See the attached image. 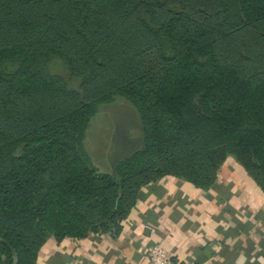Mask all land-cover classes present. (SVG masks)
Instances as JSON below:
<instances>
[{"label": "trees", "instance_id": "trees-1", "mask_svg": "<svg viewBox=\"0 0 264 264\" xmlns=\"http://www.w3.org/2000/svg\"><path fill=\"white\" fill-rule=\"evenodd\" d=\"M117 97L142 145L100 172L85 131ZM229 156L264 193V0H0V264L115 238L147 184L207 189Z\"/></svg>", "mask_w": 264, "mask_h": 264}, {"label": "crops", "instance_id": "crops-1", "mask_svg": "<svg viewBox=\"0 0 264 264\" xmlns=\"http://www.w3.org/2000/svg\"><path fill=\"white\" fill-rule=\"evenodd\" d=\"M155 243L169 264H264V193L229 156L209 188L172 176L151 182L117 237L51 236L36 264H146Z\"/></svg>", "mask_w": 264, "mask_h": 264}, {"label": "rangeland", "instance_id": "rangeland-1", "mask_svg": "<svg viewBox=\"0 0 264 264\" xmlns=\"http://www.w3.org/2000/svg\"><path fill=\"white\" fill-rule=\"evenodd\" d=\"M47 68L50 73L62 76L70 89H78L79 80L70 75L60 60L50 59ZM83 145L100 172H111L117 160L142 145L141 125L136 109L120 97L110 104L99 105L89 121Z\"/></svg>", "mask_w": 264, "mask_h": 264}, {"label": "built area", "instance_id": "built-area-1", "mask_svg": "<svg viewBox=\"0 0 264 264\" xmlns=\"http://www.w3.org/2000/svg\"><path fill=\"white\" fill-rule=\"evenodd\" d=\"M170 254L159 243L152 244L146 250V264H169Z\"/></svg>", "mask_w": 264, "mask_h": 264}]
</instances>
